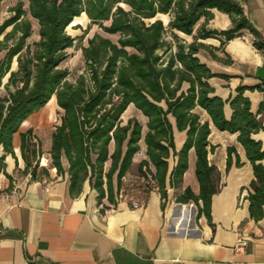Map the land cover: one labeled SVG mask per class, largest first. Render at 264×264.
<instances>
[{"label":"trees","instance_id":"16d2710c","mask_svg":"<svg viewBox=\"0 0 264 264\" xmlns=\"http://www.w3.org/2000/svg\"><path fill=\"white\" fill-rule=\"evenodd\" d=\"M23 5L17 0L10 8L12 14L0 23V87L13 58L18 60V70L9 75L7 94L0 96V144L10 149L20 124L55 96L62 112L52 135L54 166L62 172V157L67 159L71 192H78L89 177L100 198L106 192L110 197L113 175L116 173L119 184L140 149L142 124L136 118L122 124L121 118L133 103L148 117L144 142L149 160L140 162V173L157 182L164 206L166 182L169 187L181 182L188 167V152L194 148L200 192L196 195L187 187L177 201L194 202L198 214L210 219L211 199L218 191L220 174L208 160L215 146L208 140L209 121H201L195 111L200 107L216 128L239 133L238 141L255 176L248 195L249 213L254 219L262 217L264 150L261 141L251 135L264 126L250 111V101L242 94L245 87H238V94L227 100L214 94L208 82L214 74L197 56L199 49L207 48L202 40L218 38L224 44L244 29L254 34L256 48H264V40L250 24L240 0H28V11L39 23L40 39L33 44L27 43L31 22ZM213 8L229 14L232 26L217 31L202 25L195 34L196 23L202 17L205 22L211 19ZM82 14L104 32L117 34V41L96 33L86 45L76 46L87 29L82 35H72L67 28ZM158 14L168 15V23L156 18ZM181 34L192 36V40ZM72 47L80 48L85 60L83 71L74 79L61 65L70 57L68 49ZM227 101L233 110L230 119L223 111ZM169 115L178 130L186 132L179 151ZM112 141L115 148L110 153ZM227 153L228 168L232 155L235 164L241 165L234 146H229ZM169 157L176 161L170 170ZM108 160L111 164L105 171ZM149 161L155 171L149 168Z\"/></svg>","mask_w":264,"mask_h":264},{"label":"crops","instance_id":"0c3cea01","mask_svg":"<svg viewBox=\"0 0 264 264\" xmlns=\"http://www.w3.org/2000/svg\"><path fill=\"white\" fill-rule=\"evenodd\" d=\"M4 1L0 23L12 14L10 8L17 2L7 8L1 18ZM22 1L31 22L27 43L33 44L40 39L39 23L28 11V0ZM240 3L250 24L264 40V0H240ZM211 12L213 16L207 22L202 17L196 23L195 34L202 25L217 31L232 26L229 14L216 8ZM156 18L165 24L169 21V16L164 14ZM181 35L192 40V36ZM254 39V34L247 29L242 30L240 37L224 44L218 38H208L202 40L207 48L199 49L197 56L214 74L208 79L214 94L227 100L238 94V87H245L242 94L250 101V111L264 126V48H256ZM77 50L85 67L82 50ZM64 62L62 67H65ZM17 70L15 56L10 71L2 79L1 97L7 94L10 72ZM13 88L10 86L11 90ZM195 111L201 121H209L208 140L215 149L208 153V160L216 166L220 181L211 199L210 219L197 214L198 222L188 233L175 230L169 208L182 204L177 197L187 187L196 195L200 192L194 148L188 152V167L181 182L173 187L166 182L167 200L163 206L157 182L139 171L140 162L149 160L144 142L148 117L130 103L121 115L122 124L136 118L143 129L140 149L134 154L128 171L119 184L116 173L113 175L110 197L106 192L100 198L89 177L78 192H71L67 159L62 157L63 171L58 172L51 155L52 135L62 110L52 97L31 113L13 133L10 149L0 144V264H264V205L260 219L250 216L248 195L255 176L245 149L238 141L239 133L219 130L205 110L196 107ZM223 111L230 119L233 110L229 101ZM169 119L175 149L179 151L186 132L178 130L173 116L169 115ZM251 136L261 141L264 150V129ZM229 146L236 148L240 166L235 164L232 155V163L227 167ZM114 148L112 141L110 153ZM175 163V159L169 157L168 170ZM110 164V160L105 163V171ZM149 168L155 171L150 161ZM135 201L139 203L137 208L133 206ZM190 203L196 206L194 202L183 204ZM240 239H244L246 245L236 251Z\"/></svg>","mask_w":264,"mask_h":264},{"label":"rangeland","instance_id":"374dc122","mask_svg":"<svg viewBox=\"0 0 264 264\" xmlns=\"http://www.w3.org/2000/svg\"><path fill=\"white\" fill-rule=\"evenodd\" d=\"M17 0H5L3 3V13L1 14V18H3L6 15L7 8L11 7L12 4H14ZM163 20L165 21V17L161 16ZM81 26V27H78ZM88 28V29H87ZM87 29V33H85L79 40L76 41V46H79L80 44H87V38L94 35L95 33L99 32L100 34L109 37L112 41L116 42L118 39L117 34H108L102 30L100 26L97 24H90V21L88 18H86L85 14H82V16L76 17L70 26L68 27V32L72 35H82L83 31ZM169 38V37H168ZM70 57L64 62V66L69 68L71 71V77L70 79L76 78V76L83 71V59L80 55V50H77L75 47L71 48L69 50ZM191 204V203H190ZM190 204L186 205L189 210L192 212V224L198 222V210L195 205L190 206ZM192 209V210H191Z\"/></svg>","mask_w":264,"mask_h":264},{"label":"bare ground","instance_id":"6f19581e","mask_svg":"<svg viewBox=\"0 0 264 264\" xmlns=\"http://www.w3.org/2000/svg\"><path fill=\"white\" fill-rule=\"evenodd\" d=\"M52 97L55 99V96ZM190 206H192V204H190ZM169 216L171 220L170 222L174 225L176 231L188 233L190 230L194 229V226L192 224V212L185 204L182 203L179 205L171 206L169 208Z\"/></svg>","mask_w":264,"mask_h":264},{"label":"built area","instance_id":"2783aa9c","mask_svg":"<svg viewBox=\"0 0 264 264\" xmlns=\"http://www.w3.org/2000/svg\"><path fill=\"white\" fill-rule=\"evenodd\" d=\"M238 37H240V36H238ZM133 206L137 208L139 206V203L135 201V202H133ZM245 245H246V241L244 239H240L238 244L235 246L236 251L243 249V247Z\"/></svg>","mask_w":264,"mask_h":264}]
</instances>
